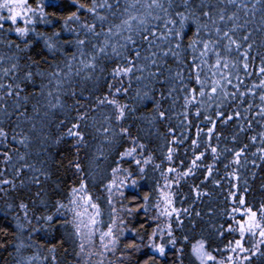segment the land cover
<instances>
[{"label": "snow or ice", "instance_id": "1", "mask_svg": "<svg viewBox=\"0 0 264 264\" xmlns=\"http://www.w3.org/2000/svg\"><path fill=\"white\" fill-rule=\"evenodd\" d=\"M67 3L69 8L75 10L68 11L67 15H58L57 13L67 10L65 0H38L35 6L30 0H0V46L6 49L0 51V193L7 195L8 190L25 189L34 185L41 189L35 193V198L40 199L41 205L47 207L46 201L41 199L42 194L46 195L43 193L42 181L49 180L51 172L46 160L32 159L30 145L34 137L43 135L47 139L45 129L51 124H55L57 129L66 128L54 143L60 144L65 138L75 141L70 148L76 150V159L70 163L77 174L85 172L79 152L88 147L85 129L89 126L104 138V142L110 143L109 137L115 138L118 135L127 138L132 147L119 154L117 167L111 169L112 178L104 185L111 207V220L106 228L102 227L100 206L93 202L87 183L81 175L79 186L70 189L68 203L56 200L55 212L50 215L33 216L30 219L28 204L21 201L16 205L23 211L26 224L21 223L17 216L15 233L22 236L28 231L26 225L30 226L32 219L46 224L63 219L65 225H72L73 234L78 238L79 250L75 255L82 264H93L94 256L98 258L95 264H105L108 256H115L117 251H120V255L115 260H107V264H117V261L119 264H161L162 260L166 261L170 250L174 253L173 264H183L184 248L176 247L178 239L171 221L174 218L180 227L183 225L181 214L190 216L191 213L188 208L175 207V194L171 189L174 185L178 186L181 180L195 174L209 149L214 160L219 156L218 148L211 144L217 121L227 123L233 119L246 120L248 129L252 128L254 121H264V57H261V65L255 73L262 79L251 86L244 84V80L253 75L249 70L250 61L255 60L251 51L256 45V33L264 32V16L257 22L254 19L255 4L249 8L246 0H199L198 3L196 0H91L90 3L67 0ZM256 3H264V0H256ZM47 8H51L52 12L46 11ZM241 12L244 13L243 16L240 15ZM82 15L91 17V22L82 20ZM5 24L10 26L5 28ZM41 24L53 28L56 24H62V28L48 35L38 31V25ZM65 32L75 38L61 42ZM190 32L192 37L185 44ZM5 33L15 34L20 43L8 39L3 35ZM41 41L42 49L35 51ZM73 46L75 51L68 56L67 50ZM26 51H31L36 58L33 55H20ZM58 54L64 56L63 62H56ZM234 54L238 60L231 59ZM22 59L26 61L23 65L20 63ZM170 60L175 62V69L169 65ZM42 64H47L48 69L42 68ZM107 65L113 67L105 76ZM241 71L244 73L243 77L239 74ZM37 78L42 82L37 83ZM102 79L107 84V92L96 95L100 91ZM134 82L139 87L134 89L133 99L139 103L152 102L155 105V115L150 118L152 121L169 119L167 110L161 108L162 100L171 99L174 107L176 101L182 99L183 111L178 114L184 118L182 124L187 123V127L191 128L188 116L192 114L197 119L203 115L207 124L211 125L204 133L208 137L204 142L205 150L198 154L202 129L199 125L196 126V138L191 139L193 158L186 170L178 171L171 166L175 149L168 147L166 161L170 166L161 173L165 182L162 186L157 185L155 191L158 196L152 206L156 216L147 217L150 200L148 192L142 197L138 192L133 193L130 204L142 200L137 207H121L120 211L128 217L144 211L148 219L157 222L150 233L145 231L143 234L140 229H144V224L139 229L128 227L112 200L116 192L124 198L125 189H137L140 180L144 178V166L153 159L151 155L147 158L143 156L146 145L131 135L129 127L123 126L127 114L137 109L128 103L121 104L117 97L127 96L133 90ZM156 84L169 86L167 96L161 91L160 99H155ZM241 87L245 90L241 91ZM29 88L34 91L28 92ZM177 92L182 95L175 96ZM37 97V103L29 105L30 99ZM40 99L44 101L43 104ZM69 99L72 100L71 104L67 103ZM237 101L239 104L247 103L245 115L237 108L234 114L227 115L225 119V104ZM105 108L112 109V112L100 111ZM193 108L195 112L191 113ZM97 112L100 113V119L91 115ZM57 114L62 118L56 120ZM213 114L215 120L212 118ZM113 122L118 127V132L113 129ZM25 124L30 125L27 131L23 127ZM237 127L240 131H245L243 125L238 124ZM168 133L174 137L169 142L170 145L183 143L175 138L173 128H169ZM219 138L217 135L216 139ZM249 139L254 145L259 141L261 146L252 155H259L260 161L264 162V132ZM247 149L248 145L238 150L225 149L233 156L229 164L239 167L241 158L246 157ZM97 151L100 155L94 157V160L103 158L102 148L98 147ZM138 152L139 159L136 158ZM36 155L39 156L40 153ZM125 159H129L136 171L119 166ZM183 164L184 161H180V165ZM251 164L259 166L255 159ZM214 167V164L205 166V180L212 176ZM225 167L229 165L226 164ZM155 168L159 169L160 165H155ZM235 178L239 179L238 176ZM193 190L197 199L207 195L200 192L198 187ZM32 202L35 203L34 200ZM239 204L245 205L243 197H240ZM12 209L13 205L8 203L6 210ZM237 210L233 208L232 212ZM62 211L71 213L70 221L61 214ZM196 215L199 216L200 213L197 212ZM161 218L168 221L163 227L158 222ZM37 230L35 227L31 228L29 240L31 232ZM228 231L239 234L240 238L234 241V245L230 241L227 250L239 254L241 264H250L257 255L264 256V204H261L259 211L247 207L242 212L241 219L236 221V227L230 225ZM126 232L132 233V239L120 250L118 246ZM246 236L255 241L250 248L245 247ZM16 238L19 243L15 244V250L20 255L26 245L23 239ZM97 239L99 246L94 251ZM183 239L188 241L187 236ZM145 249L148 251L145 252ZM220 251H208L205 241L199 240L192 244L190 254L198 264H237L234 255L217 260L214 253ZM49 252L54 253L55 247L50 248ZM145 256L144 259L139 258ZM47 260L48 257H41L36 253L26 258L21 256L18 264H47ZM55 260L53 255V264Z\"/></svg>", "mask_w": 264, "mask_h": 264}, {"label": "trees", "instance_id": "2", "mask_svg": "<svg viewBox=\"0 0 264 264\" xmlns=\"http://www.w3.org/2000/svg\"><path fill=\"white\" fill-rule=\"evenodd\" d=\"M38 0H30V3L35 6ZM80 3H90L91 0H79ZM198 3L199 0H196ZM248 7L251 8L255 4V16L254 19L259 22L261 17L264 16V3H256V0H246ZM65 8L67 9L64 13H57L58 15H67L68 11H73L68 7L67 0H65ZM46 11L52 12L51 8H47ZM241 16L244 15L243 12L240 13ZM82 20L87 19L91 22V17L81 16ZM10 25L5 24V28ZM22 26V25H21ZM78 28V26H76ZM62 28V24H56L55 27L45 26L43 24L38 25V31L44 32L51 35L54 31H59ZM194 31V28H193ZM6 35L8 39L16 40L20 43L15 36V34H3ZM192 37V33H189V37L185 39V44L188 43V39ZM31 38V37H30ZM74 36H69L68 33H63L61 37V42L68 39H74ZM256 45L251 51V56L255 57L254 61H250V71L253 75L244 80V84L251 86L254 82L258 83L262 77L256 75V70L261 65V57H264V32H258L255 35ZM24 45L21 43V48ZM43 47V42L36 46L35 51H40ZM0 51H6L0 46ZM75 51L74 46L67 50V55ZM22 57H27L33 55L31 51H26L20 53ZM33 58H36L33 55ZM190 58V57H189ZM231 59L238 60V57L234 54ZM49 60L51 58L49 57ZM64 56L58 54L56 57V62H63ZM21 65L25 64V60L20 61ZM169 65L175 69L176 64L174 61H169ZM113 65H107V73L111 71ZM42 68L48 69L47 64H42ZM35 71V69H33ZM240 76L243 77L244 73L241 71ZM22 75V73H21ZM167 75V73H165ZM39 78H37V83H41ZM46 83V81H43ZM109 82H112L109 80ZM235 83V80H234ZM91 87V85H90ZM127 87V83H125ZM139 87L135 82L132 85L127 96H118L117 99L121 104L128 103L130 106L135 107L137 110L135 112H130L127 114V119L123 121V126L129 127L130 133L133 137L138 138L139 142L146 145V150L143 152V156L147 158L149 155L152 156V162L145 167L144 178L140 180V185L137 189L127 188L124 190V198H121L118 192L114 193L112 200L113 205L116 207L119 215L124 217L128 227L130 228H140L141 224H144V229H140L141 234L145 231L151 232L153 228L156 227L155 221L148 219L147 217L156 216V212L153 209V205L156 203L158 193L155 191L157 185H163L164 179L161 173L165 171L170 165L166 161L167 149L169 146L175 149L173 154L172 167H176L178 171L186 170L189 161L193 158V150L191 148V139L196 138V126L199 125L202 129V133L199 137L200 147L197 150H205L204 142L208 140V137L204 135L207 132V128L211 127L210 124L204 120L202 115L200 118H196L194 115L190 114L188 116V121L191 122L192 127H187V123L182 124L183 117L178 114L183 111L181 105L183 104L182 99H178L173 107L171 99H164L161 101V108L167 110L169 119L166 120H155L152 121L150 118L155 115L153 108L154 104L152 102L139 103L133 99L135 96V91ZM154 87L157 92L154 94L155 99H160V92L163 91L165 96H167L168 85L156 84ZM100 91L96 95H103L107 92V84L102 79L99 85ZM147 90V89H142ZM244 87H241V91H244ZM34 91L29 88L28 92ZM231 91V88H229ZM26 93H21L25 95ZM87 94V93H86ZM175 96H181L182 94L177 92ZM37 98L30 99L29 105L37 103ZM248 99H251L249 97ZM11 103V100H9ZM40 103L43 104L44 101L40 99ZM67 103L71 104L72 100H67ZM256 104H259L258 98L256 99ZM247 107V103L239 104L226 103L223 111L225 112V119L227 115L234 114L235 109H239L242 115H245L244 109ZM103 113H111L112 109L105 108L100 110ZM195 109H191V113H194ZM29 114L31 115V108L29 107ZM208 114V113H206ZM41 115H43V109H41ZM92 116H96L100 119V113H92ZM144 117V118H141ZM62 118L59 114L56 115L55 119L58 120ZM212 118L215 120L216 117L213 114ZM91 124V122H90ZM243 125L245 131H240L237 125ZM70 126V125H69ZM27 131L30 128L29 124L23 125ZM173 128L175 132V138L177 140H182V144H171L170 141L173 140V136L169 135L168 129ZM113 129L118 132V127L113 122ZM66 131V128L57 129L55 124H51L45 129V134L47 139L43 138V135L34 137L33 143L30 145V151L33 153L32 159H41L47 161V167L51 172L50 179L47 181H42L43 183V193L46 195L41 196L47 203V207L42 206L40 199L35 198V193L41 191L34 185H30L25 189L18 190H8L7 195L0 193V264H18L19 259L22 257H29L36 253H39L41 257H48L47 264H53L52 256L54 255L56 260L55 264H82L81 260L76 257L75 253L78 249V238L73 234L72 225L69 223L65 225L64 220L54 221L50 223H44L40 221L37 223L35 219H32V224L28 227V231H25L22 236L19 233H15L16 217H20V222L25 223L23 219V211L20 210L16 205L21 201L28 204L29 218L33 216H47L55 212V201L59 200L65 204L68 203L70 189L72 187H78L83 175L86 183L88 193L93 197V202L99 204L101 209V220L103 222L102 227L106 228V225L111 220V207L108 204V193L104 188V185L111 180V169L117 167V160L119 159V154L125 149L132 147V144L127 138H121L118 135L109 137V142H104L102 136H98L95 129L89 126L85 129L87 133L88 147L83 148L79 152V158L81 160L82 166L85 169L84 174H77L70 163L76 159V150L70 148V145L74 144L75 141L65 138L60 144L54 143L55 139L62 135ZM260 132H264V121L253 122L252 128L248 129L246 120L233 119L224 123L223 121H217L216 127L214 129L213 137L211 140L212 146L218 148L219 156L214 160L210 149L204 157L201 167L196 170L195 174L181 180L179 185L171 189L174 192V204L178 209L188 208L191 215L181 214V219L183 220V225L178 227L175 219L171 221L174 234L178 239L176 245L177 248H184V260L183 264H198L197 261L191 256V246L199 240H204L206 248L208 251H213L214 249H220L219 253H214L217 256V260L224 259L228 255H234L237 264H241L239 260V254H234L227 250L229 242L239 239L238 232H229V226L233 228L236 227V221L241 219L242 212L247 208L251 207L253 211H259L261 204H264V162H261L259 155L253 157L252 153L256 152L257 147L261 146L259 141L254 145L250 141V137L257 135ZM219 135V140L216 136ZM235 136V141L233 137ZM244 145H248L246 157L241 158L240 166L235 164H229L233 159L232 153L225 151V149L238 150ZM100 147L103 150V158L99 160H94V157L99 156L100 153L97 148ZM2 150V149H0ZM40 153L39 156L36 154ZM137 159L140 158L139 152L136 156ZM245 159L247 163H245ZM255 159L258 167H254L251 161ZM180 161H184L183 166L180 165ZM159 164L160 168H155V165ZM209 164H214L212 176L205 180L206 169L205 166ZM228 164L229 167H225ZM122 168L130 169L136 171L133 164L129 162V159H125L119 165ZM235 173V176L233 175ZM27 173L25 176L27 177ZM172 174H170L171 176ZM238 176L239 179L235 177ZM218 182V183H217ZM19 183V181H17ZM198 187L199 191L202 193H207V195L201 196L199 199L196 198L194 188ZM138 192L139 196L142 197L144 193H150V200L148 205L147 217L144 211H139L134 213L133 216L128 217L123 212L120 211L122 206L137 207L138 204L142 203V200L137 201L134 204H130L129 201L132 199L133 193ZM235 194V195H233ZM240 197L245 200V205L241 206L239 204ZM35 201L33 203L32 201ZM11 203L13 205L12 210H6V205ZM238 209L235 213L232 209ZM199 212L200 215L197 216L196 213ZM63 216L71 220V213L67 211H62ZM161 227L168 223L167 220L161 218L158 221ZM35 227L37 231L31 232V239H28L29 232L31 228ZM221 233L223 235H221ZM6 234V235H5ZM184 236L188 237V241H184ZM16 237L23 239L26 247L21 251L20 255L17 254L15 250V244L19 243ZM132 239V233L126 232L124 237L121 238L119 244V249L123 250L124 245ZM245 247L250 248L255 242L251 237H245ZM97 250L99 246V240H96ZM55 247V252H49V249ZM145 252L148 250L145 249ZM264 251V249H262ZM120 255V251L116 252L115 256L109 255L107 260H115L116 256ZM144 259L145 257H139ZM93 264H95L97 257H93ZM107 260L105 264H107ZM174 253L169 251L166 261H161V264H173ZM117 264L119 262L117 261ZM250 264H264V256L257 255L252 258Z\"/></svg>", "mask_w": 264, "mask_h": 264}]
</instances>
